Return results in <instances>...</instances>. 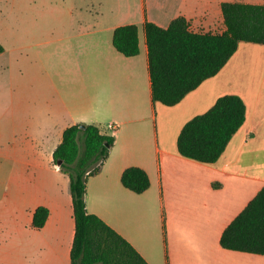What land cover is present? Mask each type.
<instances>
[{
    "label": "crops",
    "instance_id": "crops-1",
    "mask_svg": "<svg viewBox=\"0 0 264 264\" xmlns=\"http://www.w3.org/2000/svg\"><path fill=\"white\" fill-rule=\"evenodd\" d=\"M226 2L264 5V0H141L138 13L128 7L103 21L83 15V33L56 41L54 63L67 90L50 84L45 100L18 104L24 144L13 151L16 197H0V264H72L70 178L54 164L53 154L66 128L103 119L102 133L115 142L101 171L87 182L89 213L148 264H264V255L231 251L220 242L264 188V45L241 42L215 76L174 106L152 98L145 21L166 28L185 17L194 32L222 33ZM132 24L139 29V54L126 57L113 46V34ZM226 95L244 101L246 120L222 156L213 164L181 156L183 127ZM111 124H117L115 133ZM0 157L8 151L1 150ZM129 167L149 175L151 186L142 194L121 183ZM39 207L49 215L42 228H34Z\"/></svg>",
    "mask_w": 264,
    "mask_h": 264
},
{
    "label": "trees",
    "instance_id": "trees-1",
    "mask_svg": "<svg viewBox=\"0 0 264 264\" xmlns=\"http://www.w3.org/2000/svg\"><path fill=\"white\" fill-rule=\"evenodd\" d=\"M222 14L226 27L222 33L194 32L185 17L174 19L166 28L145 21L154 102L166 106L180 103L215 76L241 42L264 45V5L226 2L222 4ZM138 32L134 24L116 28L113 46L126 57L137 56ZM3 50L0 45V53ZM245 120L244 101L236 95L223 96L183 127L178 152L185 158L213 164ZM114 142V136L102 133L99 126L82 123L66 128L54 151V164L70 178L75 218L72 264H148L126 239L87 210V182L101 171ZM121 183L136 194L151 186L149 175L140 167L125 169ZM48 215L47 208H37L33 227L42 228ZM220 242L231 251L264 255V188L224 230Z\"/></svg>",
    "mask_w": 264,
    "mask_h": 264
},
{
    "label": "rangeland",
    "instance_id": "rangeland-1",
    "mask_svg": "<svg viewBox=\"0 0 264 264\" xmlns=\"http://www.w3.org/2000/svg\"><path fill=\"white\" fill-rule=\"evenodd\" d=\"M140 2L0 0V45L4 47L0 53V151H8V157H0V197H16L13 151L24 144L19 102L45 100L51 94L47 93L50 84L63 93L67 90L54 63L60 46L56 41L83 33V15L97 21L112 19L128 7L138 13ZM83 4L88 5V12L83 13ZM106 120L97 123L101 130H106Z\"/></svg>",
    "mask_w": 264,
    "mask_h": 264
},
{
    "label": "built area",
    "instance_id": "built-area-1",
    "mask_svg": "<svg viewBox=\"0 0 264 264\" xmlns=\"http://www.w3.org/2000/svg\"><path fill=\"white\" fill-rule=\"evenodd\" d=\"M117 128H118L117 124H111L109 126V130H110L111 133H115L117 131Z\"/></svg>",
    "mask_w": 264,
    "mask_h": 264
}]
</instances>
